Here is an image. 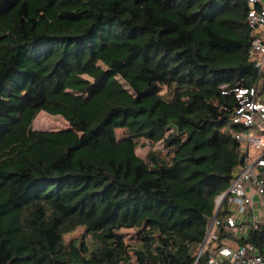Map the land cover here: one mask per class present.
<instances>
[{
    "label": "trees",
    "instance_id": "trees-1",
    "mask_svg": "<svg viewBox=\"0 0 264 264\" xmlns=\"http://www.w3.org/2000/svg\"><path fill=\"white\" fill-rule=\"evenodd\" d=\"M248 9L0 0V264L207 263L199 244L243 164L232 89L264 99ZM40 112L69 128L33 130ZM140 139L162 150L145 162ZM132 228L140 244L126 255L119 232ZM230 239L264 256V221Z\"/></svg>",
    "mask_w": 264,
    "mask_h": 264
},
{
    "label": "built area",
    "instance_id": "built-area-1",
    "mask_svg": "<svg viewBox=\"0 0 264 264\" xmlns=\"http://www.w3.org/2000/svg\"><path fill=\"white\" fill-rule=\"evenodd\" d=\"M247 5L246 21L252 34L249 57L264 72V3L247 0ZM232 92L238 105L231 120L244 127L234 137L240 144L243 164L233 172L226 191L217 197L196 258L207 253L206 264H264V256L252 245L238 246L230 239L247 234L264 221V99L258 97L255 87L239 86ZM221 231L228 237L220 238Z\"/></svg>",
    "mask_w": 264,
    "mask_h": 264
},
{
    "label": "rangeland",
    "instance_id": "rangeland-1",
    "mask_svg": "<svg viewBox=\"0 0 264 264\" xmlns=\"http://www.w3.org/2000/svg\"><path fill=\"white\" fill-rule=\"evenodd\" d=\"M121 81V80H120ZM124 84L123 81H121ZM166 90L162 91V94H165ZM69 128L68 123L63 120L60 116H51L46 114L45 112H40L34 119L32 123V129L38 131H61ZM117 138L121 137L120 131L116 133ZM150 149L154 150H162V143H157L151 147L149 143L143 139H140L138 142V147L136 148V155L143 159L145 162L147 160V154ZM84 230L82 228H78L75 231L67 234L65 236V241H74L79 240L83 234ZM123 239L122 251L126 253V255H131L132 251L136 249L140 244L141 232L140 229L132 228V229H123L119 232ZM244 236L245 233L240 234ZM86 242L90 244V238L86 237Z\"/></svg>",
    "mask_w": 264,
    "mask_h": 264
},
{
    "label": "crops",
    "instance_id": "crops-1",
    "mask_svg": "<svg viewBox=\"0 0 264 264\" xmlns=\"http://www.w3.org/2000/svg\"><path fill=\"white\" fill-rule=\"evenodd\" d=\"M264 3V0H261Z\"/></svg>",
    "mask_w": 264,
    "mask_h": 264
}]
</instances>
